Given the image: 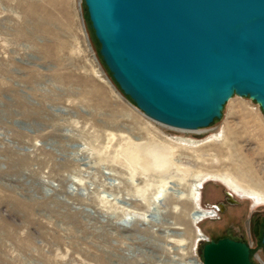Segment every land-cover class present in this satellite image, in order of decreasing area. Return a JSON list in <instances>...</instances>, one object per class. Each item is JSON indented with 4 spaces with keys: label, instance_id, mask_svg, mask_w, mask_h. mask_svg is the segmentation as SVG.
Returning <instances> with one entry per match:
<instances>
[{
    "label": "rangeland",
    "instance_id": "374dc122",
    "mask_svg": "<svg viewBox=\"0 0 264 264\" xmlns=\"http://www.w3.org/2000/svg\"><path fill=\"white\" fill-rule=\"evenodd\" d=\"M157 148L166 150L163 169L146 170L144 153L132 162ZM229 179L257 193L231 204ZM195 195L203 208L222 205L220 217L195 224ZM257 220L264 113L256 102L235 96L200 133L163 126L108 75L81 0H0V264L202 258L196 229L246 241Z\"/></svg>",
    "mask_w": 264,
    "mask_h": 264
},
{
    "label": "water",
    "instance_id": "95a60500",
    "mask_svg": "<svg viewBox=\"0 0 264 264\" xmlns=\"http://www.w3.org/2000/svg\"><path fill=\"white\" fill-rule=\"evenodd\" d=\"M81 1L113 82L147 118L199 131L235 96L264 113V0ZM201 242L203 264H255L243 238Z\"/></svg>",
    "mask_w": 264,
    "mask_h": 264
},
{
    "label": "bare ground",
    "instance_id": "6f19581e",
    "mask_svg": "<svg viewBox=\"0 0 264 264\" xmlns=\"http://www.w3.org/2000/svg\"><path fill=\"white\" fill-rule=\"evenodd\" d=\"M199 131L201 132V130H199ZM199 131H188V132L200 133ZM143 153H144V155L146 154V160L145 161H146V163L148 165V166L145 167L146 170H148L150 167H152L153 169L161 170V169H163L166 166V164H167L166 150L164 148L163 149L157 148V149H153V150L152 149L151 150L147 149V150H144L143 152L136 151V152L131 154L132 162L140 164V161L143 158ZM223 182L226 184L227 187H229L230 189L235 191L240 196H253V195H255V191L257 193V190H255V187H253L251 185L243 186L240 182H236L235 180H232V179H229V180H226V181H223ZM230 193L235 197V195L232 192H230ZM260 193H262V192H260ZM160 196L162 197L163 195H160ZM143 202H144V204H146L148 206L151 203L150 201H147L146 198L143 199ZM194 202L198 206V203H199L198 195L194 196ZM199 206H201V208L197 207L196 211L194 213V215H195V219H194L195 224L202 223V222L208 220L207 217H208V215H210L209 212H206L205 211L206 209L202 207L201 200H200V205ZM134 216L138 220H146L145 219V217H146L145 214L135 213ZM205 237L201 236L199 230L196 229L197 241L201 242V241L206 239ZM176 242H178L179 244L182 245V241L181 240H176ZM196 262H197V258L192 252L186 258H181L179 260L176 259V260L167 262L165 264H196Z\"/></svg>",
    "mask_w": 264,
    "mask_h": 264
},
{
    "label": "built area",
    "instance_id": "2783aa9c",
    "mask_svg": "<svg viewBox=\"0 0 264 264\" xmlns=\"http://www.w3.org/2000/svg\"><path fill=\"white\" fill-rule=\"evenodd\" d=\"M205 208H206L205 211L209 212L210 214L207 217L208 220L217 219L220 217V209L218 208V206H210V207H205ZM205 238L206 239L203 240V242L207 243L211 241L210 238H208L207 236ZM246 243L249 245L251 249L252 260L254 261V263L264 264V246H261V247L259 246L257 242V237H255L253 229H249ZM196 264H203L202 258L198 257Z\"/></svg>",
    "mask_w": 264,
    "mask_h": 264
},
{
    "label": "trees",
    "instance_id": "16d2710c",
    "mask_svg": "<svg viewBox=\"0 0 264 264\" xmlns=\"http://www.w3.org/2000/svg\"><path fill=\"white\" fill-rule=\"evenodd\" d=\"M83 6H84V9H85V14H86L87 21H88V23H89V20H88V12H87V9H86V6H85L84 2H83ZM89 25H90V23H89ZM91 34H92V36H93V39L96 41V39H95V37H94L92 31H91ZM96 43H97V46H98V56H99L100 60L102 61V59H101V57H100V55H99L100 45L98 44L97 41H96ZM102 63H103V65H104V67L106 68V66H105V64H104L103 61H102ZM106 70H107V68H106ZM107 73H108V75L110 76L108 70H107ZM110 77H111V76H110ZM111 79H112V78H111ZM129 101H130V100H129ZM130 102H131V101H130ZM131 103H132V102H131ZM217 121H218V120H215L213 124H215ZM213 124H212V125H213ZM261 228H262V230H261L262 237H261V238H257V241L259 240V241H258L259 244H262V238H263V232H264V229H263V223H262V225H261ZM220 239H221V238H220ZM216 240H219V239H216Z\"/></svg>",
    "mask_w": 264,
    "mask_h": 264
},
{
    "label": "flooded vegetation",
    "instance_id": "af4514ba",
    "mask_svg": "<svg viewBox=\"0 0 264 264\" xmlns=\"http://www.w3.org/2000/svg\"><path fill=\"white\" fill-rule=\"evenodd\" d=\"M228 190H229V189H228ZM229 191L232 192V193H233L238 199H240V200L244 199V200H245V198L236 195L233 191H231V190H229ZM200 200H201V197H200ZM246 200H248V199H246ZM228 201H229V198H228ZM199 205H200V202H199ZM200 207H201V206H200ZM202 207H203V206H202ZM208 216H209V215H208ZM226 238L237 239V237H234V236H229V237H226Z\"/></svg>",
    "mask_w": 264,
    "mask_h": 264
}]
</instances>
